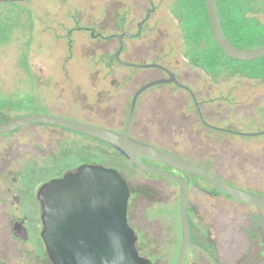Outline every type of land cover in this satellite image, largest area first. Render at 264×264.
Instances as JSON below:
<instances>
[{
  "label": "rangeland",
  "instance_id": "374dc122",
  "mask_svg": "<svg viewBox=\"0 0 264 264\" xmlns=\"http://www.w3.org/2000/svg\"><path fill=\"white\" fill-rule=\"evenodd\" d=\"M152 1L156 12L140 37L125 39L121 60L165 66L180 85L201 97L200 101L205 96L208 102L201 105V111L208 124L244 135L210 130L203 125L190 93L170 84L140 95L132 137L206 166L241 186L264 192V82L236 79L212 84L184 58L182 31L173 14L176 0ZM23 4L30 8L35 22L30 73L19 67L23 36L0 43V92L29 96L38 110L54 116L123 131L136 92L149 82L166 78L159 69L123 68L115 60L120 48L118 36L137 33L150 2L26 0ZM18 117L0 113V124ZM85 164L116 169L133 188L143 192L144 214L155 202L161 219L169 220L164 205L171 190L179 195L177 187L131 167L113 148L88 136L55 127H25L0 137V194L8 196L10 206L8 215L0 213V247L9 256L7 264L49 262L41 238L34 247L24 245L9 235V224L27 214L36 223L34 237H41L43 227L36 210L39 188ZM20 195L22 202L17 204L13 198ZM30 250L35 251L31 254Z\"/></svg>",
  "mask_w": 264,
  "mask_h": 264
},
{
  "label": "water",
  "instance_id": "95a60500",
  "mask_svg": "<svg viewBox=\"0 0 264 264\" xmlns=\"http://www.w3.org/2000/svg\"><path fill=\"white\" fill-rule=\"evenodd\" d=\"M149 1L151 9L140 23L138 33L132 35L125 32L118 37L120 48L115 58L124 67L138 70L159 69L166 72L169 78L149 82L136 92L122 134L48 114L24 115L0 124V134L10 133L31 124L60 127L104 142L139 169L178 183L183 190L180 213L184 242L179 260V264H182L190 238L186 213L188 186L179 177L151 167L143 160H152L179 171L197 174L233 198L252 206L264 208V197L232 187L194 162L130 139L129 131L140 95L156 86L178 85L176 76L164 66L155 63L132 64L121 60L125 49L124 39L140 37L144 24L156 12L154 2ZM205 2L212 34L228 57L240 62H252L264 57V46L247 50L233 45L224 33L216 0H205ZM199 112L201 113L200 110ZM129 196V188L123 176L116 169L101 165H81L61 178L44 184L38 193L42 206L41 237L51 262L53 264H150L141 258L135 249L136 237L127 220Z\"/></svg>",
  "mask_w": 264,
  "mask_h": 264
},
{
  "label": "flooded vegetation",
  "instance_id": "af4514ba",
  "mask_svg": "<svg viewBox=\"0 0 264 264\" xmlns=\"http://www.w3.org/2000/svg\"><path fill=\"white\" fill-rule=\"evenodd\" d=\"M150 9H151V3H150ZM146 24L147 22L143 26L141 35L144 32ZM139 25H138L137 33L139 31ZM92 33H94V30H92ZM101 37L103 39H106L103 36ZM164 74L166 78H169L166 72H164ZM177 86L183 88L184 90L190 93L197 107L198 103L196 102V98L193 92L189 88L180 85L179 82ZM197 109L203 125L208 127L210 130L232 134V135H240V136L244 135L242 134L243 132L215 127L208 124L204 120L201 107L199 104ZM199 110L201 111V113L199 112ZM30 126H48V127L60 128L52 125L31 124V125H26L10 133L0 134V137L17 132L25 127H30ZM132 126H133V122L129 131L130 139L148 144L146 142L136 140L132 137L131 135ZM124 129L123 131H116V130H110V131L122 134L124 132ZM108 146L111 147L110 145ZM163 151L168 152L166 150ZM170 154L177 156L173 153ZM121 158L125 162H127L131 167L139 169L138 167L126 161L122 156ZM143 162L151 167L157 168L159 170H162L164 172L179 177L188 186L189 198L186 206V213L189 223L190 238L182 264H264V208L252 206L233 198L232 196L223 192L222 190L214 186L212 183L208 182L203 177L197 174L179 171L152 160H143ZM196 164L208 169L206 166H203L199 163ZM5 169L6 166L4 165L2 168V172L5 171ZM141 171H143L145 174H148L152 177L161 179L169 183L171 187H177L179 191V195H176V192L174 190H171V192L168 191L169 204L167 203L164 206L168 208L166 214L169 217V220L168 221L162 220L160 213L156 210V207L159 206V204H155V202L147 207L145 214L141 211L143 202L146 201V199H144L145 196L143 195V192L139 190L138 187L133 188V186L130 185L131 183L123 177L126 180L130 193L127 220H128V225L130 226L136 237L135 249L139 254V256L150 262V264H179L181 252L183 249V242H184V230H183L181 213H180V203L183 195V190L178 183L172 180L160 177L158 175L146 172L144 170ZM213 174L221 181L225 182L226 184L232 187H235L237 189H240L242 191L257 196L264 197V192L256 191L250 188H246L245 186H241L237 184L235 181L224 178L218 175L217 173H213ZM57 178H61V177H57ZM57 178L50 179L44 184ZM147 186L148 185L144 187L149 188ZM41 187L39 188L36 195V200H37L36 210L40 212L39 216L42 223V206L38 199V193ZM7 197L6 196L4 197L0 194V213L4 215H8V211L10 210ZM13 200L15 203L20 204V202H22V196L21 195L14 196ZM222 202H224L225 204H223ZM236 205L241 206L244 210L238 209ZM248 210H250V212ZM251 212H257V214L252 215ZM142 220L145 221V224L144 222H142ZM5 222L7 221H1V224ZM35 224L36 223L34 222V219L26 214L22 219L20 218L17 220L15 219L9 224V230H10L9 235L13 236V238L16 241H19L24 245L29 244L34 247L36 244L40 243L38 242L39 238H41L42 240V237H38L37 240L34 237L33 228ZM6 227L7 224H5V228ZM2 242L0 244H2ZM5 243H6L5 245H7V242ZM13 244L16 245V243ZM145 244H147L148 246L144 247ZM43 248H45V252H46V247L44 242H43ZM19 249L23 250L24 248L20 247ZM34 251L35 250H30L29 252L31 253ZM46 255L49 261L47 264H53L47 252ZM8 257L9 256L7 255V253H4L3 248L0 247V264H7ZM37 264H40V262H37Z\"/></svg>",
  "mask_w": 264,
  "mask_h": 264
},
{
  "label": "trees",
  "instance_id": "16d2710c",
  "mask_svg": "<svg viewBox=\"0 0 264 264\" xmlns=\"http://www.w3.org/2000/svg\"><path fill=\"white\" fill-rule=\"evenodd\" d=\"M24 1L0 0V43L7 44L16 36H23L25 42L21 48L19 67L29 75V52L33 44L35 22L32 11L23 4ZM216 2L224 33L233 45L247 50L264 46V0ZM173 14L179 19L184 58L211 79L212 84L236 79L264 82V57L252 62H240L221 50L211 31L205 0H176ZM194 96L200 107L208 102L205 96L202 101L199 100L201 97ZM222 100L228 102L226 98ZM36 106V102L29 96H7L0 92V113L7 112V115L19 117L48 114Z\"/></svg>",
  "mask_w": 264,
  "mask_h": 264
}]
</instances>
